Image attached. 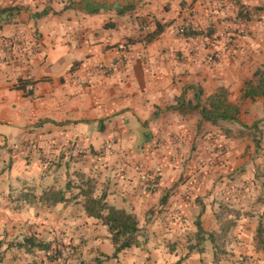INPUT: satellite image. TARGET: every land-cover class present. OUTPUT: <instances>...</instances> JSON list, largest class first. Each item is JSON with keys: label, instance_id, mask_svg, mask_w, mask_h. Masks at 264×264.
Masks as SVG:
<instances>
[{"label": "crops", "instance_id": "obj_1", "mask_svg": "<svg viewBox=\"0 0 264 264\" xmlns=\"http://www.w3.org/2000/svg\"><path fill=\"white\" fill-rule=\"evenodd\" d=\"M185 21L198 41L172 33ZM156 23L155 41L129 44ZM263 68L264 0H0V239L14 220L44 216L38 197L74 175L157 237L145 264L173 259L159 254L163 239L194 241L201 230L184 250L208 261L228 242L208 235L256 232L247 135L264 124V94L243 93ZM20 81L33 82L30 95ZM218 100L238 108L237 121L203 119ZM224 202L238 211L217 213ZM252 256L264 264V250Z\"/></svg>", "mask_w": 264, "mask_h": 264}, {"label": "rangeland", "instance_id": "obj_2", "mask_svg": "<svg viewBox=\"0 0 264 264\" xmlns=\"http://www.w3.org/2000/svg\"><path fill=\"white\" fill-rule=\"evenodd\" d=\"M263 127L264 124H259L258 131H250L247 135L250 146H253V151L248 153V160H256L252 182L255 179L259 182V185L256 186L254 194L251 195L254 199H257L256 203L252 202L246 208L248 211L257 213L258 217L254 222L256 228L264 210V203L262 202L264 199ZM250 146L248 149H250ZM49 163L51 164V162ZM81 177L74 175L73 178H68L66 185L63 186L62 190L65 191V188L69 185L65 196L70 203L63 204V208L60 211L56 210L54 205L52 207H44L45 204L42 203L40 211L41 213L43 212L44 216H41L39 220L37 218L32 220L31 224L26 222L23 226L21 218L17 219L19 213H16L17 220L13 221L17 224L13 228L14 234L5 235L0 239V264H145V262H149L158 256V253L150 250L153 243H158L157 237L150 236L148 230L143 227L138 231L136 245L122 251L117 258L112 257L113 247L106 228L101 226L96 220L89 222L80 217V213L83 211L84 198L81 196L74 198L77 195L74 190H78L77 188L82 186L87 179L84 176L83 179ZM82 187L86 188V186ZM36 198L34 197V201H36ZM77 200L79 201L76 203L75 201ZM13 208L15 212L21 210L20 207L15 205ZM217 211V213L226 214L229 211L238 210H231L224 202L218 207ZM59 214L61 215L60 217ZM38 216L39 213H37ZM223 223H226V220H223ZM26 225H29V228H26ZM35 228H40V230L38 231ZM254 233L253 231L251 235L247 234L243 237H239L240 235L234 237V234H230L229 238L226 237L224 240L229 242L231 239L229 244L227 245L228 242L222 245L219 243L221 249L216 252V256H214L215 252H210L208 261H206L205 257L202 258L204 252L199 249L193 252L184 250L187 243L192 242L191 245L198 244L197 237L194 241L189 240L187 242L176 236L172 240L166 241L163 239L159 242L165 245L166 251L159 254L168 255L167 257L169 258L173 257L166 264H189L188 259H190V256L194 257L190 264H219V262H221L220 264H254L255 260H253L254 257L252 256L256 250ZM27 238H32L35 243L48 244L50 248L41 250L38 247H34L30 251L19 249L17 245L23 244ZM262 250H264V247ZM214 258L217 260L214 261Z\"/></svg>", "mask_w": 264, "mask_h": 264}, {"label": "trees", "instance_id": "obj_3", "mask_svg": "<svg viewBox=\"0 0 264 264\" xmlns=\"http://www.w3.org/2000/svg\"><path fill=\"white\" fill-rule=\"evenodd\" d=\"M164 27L158 23L155 24L154 29L152 31H147L145 35L138 40H130L129 44L140 42L142 44H150L155 41L158 36L163 32ZM254 82H249V88L243 93V97L245 98H254L258 96H263V80H264V68L262 70H257L254 75ZM29 84H33V82L28 81H20L21 89L24 91L26 95L31 94V88L28 87ZM223 96V93H220L219 98ZM213 101V100H212ZM202 117L205 121L210 122L215 125L219 121L221 122H229V121H237L238 108L234 105L227 104L224 101L218 100L217 102H210V109L203 108L201 112ZM260 122H256L249 131H258V125ZM83 179V177H81ZM92 180L87 178L82 186H86L83 188L82 186L78 187V194L74 197L81 196L84 198L83 209L88 218L96 220L101 226L105 227L107 233L109 235L110 242L113 247V258H117V256L124 251L125 249L130 248L137 244V234L139 231L138 220L136 217L127 213L124 210L117 209L108 203L105 202V197L101 195L100 197H94L93 195V184ZM92 184V186H91ZM69 186V185H68ZM64 190H54L52 188L44 191L40 197H38L39 201L44 204H67L70 203L69 199L66 198L65 193L68 191L69 187ZM34 200V197H33ZM223 209V207H221ZM234 213L235 211H229L228 213ZM223 214V213H222ZM227 214V213H226ZM224 215V214H223ZM227 223V222H226ZM225 225V223H223ZM264 212L261 214V218L258 222L256 232H255V240H256V250H262L264 247L263 237H264ZM224 226L222 236L219 235H208L207 239L213 244V241H218V239H225L226 237V229ZM197 238L200 242L202 237L201 230L197 231ZM212 240V241H211ZM19 249H24L30 251L31 248L38 247L41 250H48L50 247L48 244L44 243H35L32 238L25 239L23 244L17 245ZM214 256H216V252L219 251L220 245H214L213 247ZM58 253V252H56ZM217 260L214 258V261ZM99 263V261H98Z\"/></svg>", "mask_w": 264, "mask_h": 264}, {"label": "built area", "instance_id": "obj_4", "mask_svg": "<svg viewBox=\"0 0 264 264\" xmlns=\"http://www.w3.org/2000/svg\"><path fill=\"white\" fill-rule=\"evenodd\" d=\"M241 14L246 15V11H241ZM145 29L147 30V28H145ZM172 33L175 36H179V37H189L193 41H198V39H200L197 27L194 26L192 23L187 22V21L173 25L172 26ZM95 71L98 73H105L106 72L105 68L102 66L96 67ZM160 173H161V170L157 169L156 174L159 175Z\"/></svg>", "mask_w": 264, "mask_h": 264}]
</instances>
